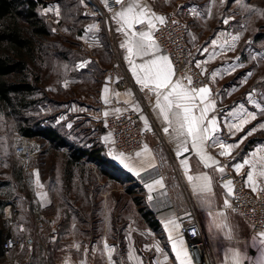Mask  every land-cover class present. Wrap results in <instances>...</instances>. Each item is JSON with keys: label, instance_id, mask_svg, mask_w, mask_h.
<instances>
[{"label": "crops", "instance_id": "1", "mask_svg": "<svg viewBox=\"0 0 264 264\" xmlns=\"http://www.w3.org/2000/svg\"><path fill=\"white\" fill-rule=\"evenodd\" d=\"M188 1L190 0H122L120 8L108 19L102 18L98 11L86 6V0L81 2L78 43L73 45L74 49L70 50L75 54L74 57L65 61L67 72L65 86L78 89L71 91V94L77 93L82 97L77 98L75 95L70 97V100H66V121H70L69 125H74L77 119H82L80 134H87V144H96L102 148V157L114 173L122 171L133 177L134 181L139 176H152L140 180L139 184L142 187L144 205L152 212L153 223L146 217L97 218L101 225L97 226L98 237L92 241L91 247L100 257L96 264H117L118 248L120 244L122 247L125 246L124 243L117 242V238H120L121 242L127 240L129 251L134 248L136 250L139 245L149 257L156 255L162 262L179 264L173 251L172 241L169 240L171 226L168 229L165 228V223L169 220H175L179 225L172 232V236L176 240L184 241V247L191 258L186 238L180 231L182 219L189 215L197 217L204 228L215 264H232L233 251L239 252L243 258V264H257L261 255L264 254V242H262L264 237H260L259 233H253L243 215L232 210V192L229 194L224 187L229 182L224 179V175L229 171L237 172L236 165L244 164V161L248 160L249 164L244 165L239 172L245 171L247 174L252 172L253 180L249 182L247 179L249 188L252 189V186H255L257 190L264 188V175H261L264 172V137L259 136L258 140L250 144L253 139L247 135L248 128L252 125L250 121L241 131L228 127L229 124L240 123L245 113L257 107L260 100L256 96L258 93L256 88L248 89L243 85L238 86L243 76L240 75L237 79L233 74L232 63L236 58L232 52L233 38L227 30L219 28V20L214 18L213 7H209V12L207 8L205 12L192 2L189 3L195 15L190 38L192 41L202 42L199 64L217 86L215 91L209 85L201 86L208 87L210 94L204 103L200 102L199 97L194 102L192 115L196 117L200 116L205 104L214 105L207 113L205 126L211 118L215 117L217 120L218 131L204 140L202 145L197 141V146L194 147L192 137L187 135L186 130L183 135L180 134V124L171 113H169V120L164 119L157 100L161 105L164 104L163 94L170 90L171 85L167 89H155L154 85L149 83V87L145 88L137 82V75L133 72V65H135L136 73L143 76L140 65L149 64L157 57L166 56L174 73L170 77L171 84L175 85L179 81L184 89L189 91L192 89L176 78L170 57L161 52L154 39L155 27L159 22L155 17L165 18L169 8L183 6ZM59 5L57 1L49 3V7L56 10H59ZM129 6H135V14L141 11L145 13L143 23H132L129 27L120 19L117 13L125 11ZM149 19L152 20L154 27H149ZM140 32L151 34V40L144 41L146 54L130 56L129 42L140 40ZM133 33L136 35L133 36ZM79 47L82 54L76 50ZM64 56L70 57L67 51ZM112 64L124 66L130 81L127 87L119 88L107 81L104 70ZM222 104L229 106L224 113L216 110ZM241 106H243V112L240 111ZM123 112L137 113L144 127L155 129L148 136L143 148L138 151L141 156H136L138 152L123 153L125 157L130 158L125 160L128 167H125L120 159L115 158L122 152L115 148L111 135L98 129L100 122L106 116ZM165 128L168 129L167 132L164 131ZM245 136L247 138L241 143ZM106 137L109 139H105ZM160 142H163V145L159 144ZM221 143L238 146L231 149L230 155H221L223 151L220 147ZM149 161L154 164V167H147ZM184 161L186 164L183 163ZM155 167H159L160 173L153 176ZM220 168L224 171L221 172ZM97 171L101 172L99 169ZM205 176L208 177V181L203 179ZM110 178L115 179V176ZM157 180L162 181L163 187L155 184ZM205 184L209 185L210 191L202 190ZM148 185H152V188L149 189ZM150 196L151 199H149ZM225 201L228 202L227 206ZM186 207H189V210L183 211ZM110 219L113 221L111 228L107 225ZM55 220L56 218L52 221L55 222ZM122 222L125 225L121 226ZM218 223L223 227L217 228ZM68 239L73 240L71 237ZM72 246L81 247V244L73 241L70 244V247ZM74 256H66L57 264L89 263L86 255L79 258ZM135 264H143V262L136 260ZM191 264H194L192 258Z\"/></svg>", "mask_w": 264, "mask_h": 264}, {"label": "rangeland", "instance_id": "2", "mask_svg": "<svg viewBox=\"0 0 264 264\" xmlns=\"http://www.w3.org/2000/svg\"><path fill=\"white\" fill-rule=\"evenodd\" d=\"M53 1L60 4L59 10L49 7L50 2L41 8L52 33L41 40L37 57L30 62L26 71L34 83L35 78L39 77L37 88L28 97L31 103L19 109L17 105L7 106L0 102V227L6 205L16 200L20 211L14 215V223L21 228L20 234L23 236L35 235L33 243L23 248L25 264H57L64 257L74 255L78 258L87 256L88 264H96L99 256L91 247L92 241L98 237L97 226L101 225L97 218H145L138 202L141 200L144 203V200L141 189L126 179L124 173L118 179L110 178L97 171L98 164L93 161H73L68 146L52 143L44 136L29 137L23 133L26 120L33 128L38 124L45 127L60 122L64 136L71 141L82 142L86 139L82 137L84 134L71 136L69 130L83 125L82 119L69 125L70 121H66L65 117L66 100L75 95L82 97L77 93L71 94V91L78 89L65 86V61L75 55L70 50L78 43L82 0ZM190 2L205 12L213 7L219 28L227 30L232 38L239 36L238 40L232 41V52L236 57L232 63L233 74L237 79L243 76L238 86L256 88V96L260 100L257 107L247 112L256 116L255 120H249L252 123L248 128V132L252 131L251 144L258 140L257 137H264V129L260 128L264 124V16L248 9H258L264 13V0H223V3L221 0H190L183 6L191 12L192 28L195 15ZM86 4L92 8L91 3ZM225 20L228 22L225 23ZM190 41L198 45L200 57L202 42L192 41L191 38ZM76 50L82 54L80 47ZM66 51L70 57L64 56ZM26 138L36 142L33 160L28 164L15 151L16 146ZM32 178L43 212L52 220L56 218L39 234H35L36 221L32 211L34 189L29 186ZM107 225L111 228L113 221L110 219ZM70 237L73 240L68 239ZM73 241L79 242L81 247H70ZM117 242L125 244L124 247L120 244L118 248L117 264H135L136 260L151 264L150 257L139 245L136 250L129 251L127 240L121 242L117 238Z\"/></svg>", "mask_w": 264, "mask_h": 264}, {"label": "built area", "instance_id": "3", "mask_svg": "<svg viewBox=\"0 0 264 264\" xmlns=\"http://www.w3.org/2000/svg\"><path fill=\"white\" fill-rule=\"evenodd\" d=\"M87 2L91 3L92 8L98 11L104 19H108L122 4V0L120 3H117L116 0H87ZM190 15L191 12L186 6L169 8L165 14V22L156 24L154 39L158 43L161 52L170 57L176 78L186 87L198 88L209 85L215 91L216 85L211 82L200 67L197 53L198 45L190 41ZM105 76L110 84L119 88L127 87L130 84L127 72L124 66L120 64L107 67ZM189 77L191 83H189ZM228 107V105L222 104L216 110L224 113L228 110ZM98 129L108 132L112 137L115 148L125 154H135L141 150L148 136L155 131L152 127H144L135 112L108 115L100 122ZM159 144L163 145V142ZM35 146V140L26 138L16 146L15 151L23 162L28 164L33 160ZM159 173V167H155L153 176ZM31 175L34 176L32 172ZM150 177L152 176H139L136 181L139 182ZM224 179L232 182V210L243 215L253 233L264 232V188L255 192L252 191L247 184V173L245 171H229L224 175ZM29 186L34 189L32 211L36 221L35 234H39L52 222V218L43 212V206L36 193L33 178ZM19 206V202L14 200L5 207L6 212L3 215L0 227V264H25L26 254L23 248L31 245L35 240L34 234L25 236L20 234L21 228L13 221L14 215L19 214ZM187 210H189V207H186L183 211ZM180 231L186 238L188 250L194 264H215L210 253L208 236L197 217L189 215L183 218ZM150 262L151 264H171L162 262L156 255L150 257Z\"/></svg>", "mask_w": 264, "mask_h": 264}, {"label": "trees", "instance_id": "4", "mask_svg": "<svg viewBox=\"0 0 264 264\" xmlns=\"http://www.w3.org/2000/svg\"><path fill=\"white\" fill-rule=\"evenodd\" d=\"M51 1L53 0H0V102H4V105H17V108L22 109L31 103L28 97L37 88L39 77L35 78L34 83L26 71L30 62L37 57L41 40L52 33L50 23L41 13V8ZM25 123L22 128L24 135L44 136L52 143L68 146L73 161H93L98 164L97 168L101 172L110 177L115 176V179L123 174L122 171L116 174L110 170L108 162L102 157V148L99 145L87 144V134L83 136L80 134L82 124L79 128L77 126L69 129L70 134L81 135L86 139L82 142H73L64 136L60 122L45 127L38 124L36 128H33L28 120ZM125 177L142 191L141 184L134 181L133 177L126 174ZM138 202L144 217L153 223L152 212L141 200Z\"/></svg>", "mask_w": 264, "mask_h": 264}, {"label": "snow or ice", "instance_id": "5", "mask_svg": "<svg viewBox=\"0 0 264 264\" xmlns=\"http://www.w3.org/2000/svg\"><path fill=\"white\" fill-rule=\"evenodd\" d=\"M117 3H120L121 0H116ZM223 3V0H221ZM240 2V0H238ZM243 6V5H242ZM249 11H255L258 14L264 16V13H261L258 9H248ZM117 15L120 17V19L129 27H131L132 23H143L144 22V16L145 13L141 11L139 14H135V6H129L125 11L117 13ZM156 20H158L161 24L165 22V18L162 16L155 17ZM225 23L228 21L225 20ZM149 27H154V24L152 23V20H148ZM136 33H133V36H135ZM140 40L138 41H130L128 46V52L129 55H143L146 54V45L144 43L145 40H151V34L146 32H140L139 33ZM239 36H234L233 40H238ZM215 43V41H213ZM124 47V45H122ZM135 49V52H134ZM131 63V61H130ZM199 67V65H197ZM136 67L133 65V72L137 75V82L142 84L145 88L149 87V83H152L155 87V89H167L171 85V88L169 91H167L166 94H163V100L164 104L161 105L159 100H157V105L160 107V111L164 116V119L167 121L169 120V113L172 114V116L177 120V122L180 124L181 132L180 134L183 135L185 130L188 136L192 137L193 146H197V141L200 142L202 145L204 140L210 138L212 134L218 131L217 126V120L215 117L211 118L207 121V126L204 125L205 118L207 116L208 111L214 107L213 104H205V106L201 109V114L199 117H196L192 115L193 108L195 107V100L197 97H199V100L201 103H204L205 100H207L208 95L210 94V89L208 87H201L199 89L192 88L190 91L187 89H184L183 86L179 83V81L176 82L175 85L171 84L170 77L174 74L172 70L171 63L166 56L157 57L155 60H152L149 64L146 65H140L141 71H143L144 75L140 76L136 73ZM251 75V73H249ZM189 83H191V78H188ZM105 92H107V88H105ZM160 95V93H158ZM173 109H176V111H173ZM241 112H243V106H241L240 109ZM107 115V113L105 114ZM255 120L256 116L254 113H245V115L241 118L240 123L235 124H229V129H235L236 131H241L243 129V126L249 122V120ZM260 128L264 129V124L260 125ZM165 132L168 131L167 128L164 129ZM247 135H252V131H249ZM247 136L243 137L241 140V143L243 142V139H246ZM105 139H109V137H106ZM238 145H225L223 143L220 144V147L223 149L221 151V155H230L231 149L233 147H237ZM187 150L186 148L184 149ZM145 151L147 149L145 148ZM201 153L203 154V149L201 148ZM136 156H141V153H136ZM115 158L120 159V162L124 164L125 167H128V165L125 163L126 159H130L129 157H125L123 153H119ZM210 159V157H209ZM183 163L186 164V161ZM249 164L248 160L244 161V164H238L236 165V170L239 172V170L244 167V165ZM147 167H154V164L149 161L147 164ZM221 172L224 171L223 168L219 169ZM138 174V173H137ZM261 175H264V172L261 173ZM191 179V178H190ZM205 181H208V177H203ZM247 179L249 182L253 180L252 172L250 171L247 174ZM155 184L162 185V181L157 180L155 181ZM232 182L229 181L227 184L224 185V187L228 190L229 194L232 192ZM149 189L152 188V185H148ZM202 190H208L210 191V187L208 184H205ZM252 191H257V188L255 186H252ZM151 199V196L149 197ZM228 202L225 201V205L227 206ZM222 215V214H221ZM169 226H171V229L169 230V240L172 241V247L173 251L176 255V260L179 262V264H191V258L189 257V254L187 252V249L184 247V241L182 239L176 240L172 236V232L175 231L179 225L176 224L175 220H169L165 223V228L168 229ZM217 228H222V224H216ZM260 237H264V232L259 233ZM229 238L231 236L229 235ZM264 242V241H262ZM160 251V249H157ZM111 251V250H109ZM232 264H243V258L240 256L239 252L233 251L232 253ZM257 264H264V254L261 255V258L257 261Z\"/></svg>", "mask_w": 264, "mask_h": 264}]
</instances>
